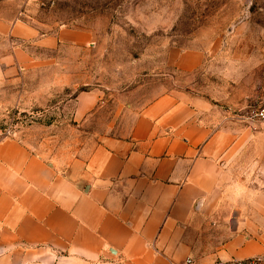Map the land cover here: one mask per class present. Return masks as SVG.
I'll use <instances>...</instances> for the list:
<instances>
[{
	"label": "crops",
	"instance_id": "obj_1",
	"mask_svg": "<svg viewBox=\"0 0 264 264\" xmlns=\"http://www.w3.org/2000/svg\"><path fill=\"white\" fill-rule=\"evenodd\" d=\"M85 39L63 31L38 45ZM100 101L78 94L74 121ZM213 111L167 95L125 113L118 135L0 140V264H214L262 254L263 237L240 232L264 227V191L251 207L222 203L234 120Z\"/></svg>",
	"mask_w": 264,
	"mask_h": 264
},
{
	"label": "rangeland",
	"instance_id": "obj_2",
	"mask_svg": "<svg viewBox=\"0 0 264 264\" xmlns=\"http://www.w3.org/2000/svg\"><path fill=\"white\" fill-rule=\"evenodd\" d=\"M72 30L84 44L38 45ZM0 80V140L31 144L118 135L125 113L167 95L208 103L234 120L222 203L262 202L264 127L244 120L264 101V0H0ZM83 92L101 101L74 121Z\"/></svg>",
	"mask_w": 264,
	"mask_h": 264
},
{
	"label": "built area",
	"instance_id": "obj_3",
	"mask_svg": "<svg viewBox=\"0 0 264 264\" xmlns=\"http://www.w3.org/2000/svg\"><path fill=\"white\" fill-rule=\"evenodd\" d=\"M244 121H253L264 127V101L261 102L257 107L253 108L247 118ZM192 259H186L184 264H193ZM214 264H264V256L259 255L256 257L243 259V260H230V261H216Z\"/></svg>",
	"mask_w": 264,
	"mask_h": 264
}]
</instances>
